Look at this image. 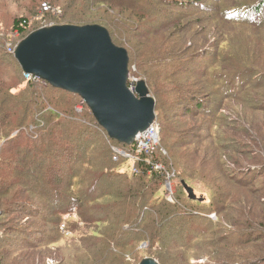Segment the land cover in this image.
<instances>
[{"label":"rangeland","instance_id":"1","mask_svg":"<svg viewBox=\"0 0 264 264\" xmlns=\"http://www.w3.org/2000/svg\"><path fill=\"white\" fill-rule=\"evenodd\" d=\"M83 1L51 0L50 7L42 0H0V50H3L0 51V67L10 66V60L4 59L5 53L14 55L24 40V36L13 30L15 19L29 21V35L56 23H65L73 12L87 7ZM194 1L165 0L171 20L162 27L160 37L167 40L174 50L172 53L177 50L173 46L183 50L181 57L170 53L176 62L145 60L143 44L148 34L142 32L141 38L136 39L141 45L137 51L140 57L129 63L136 64L145 79L148 69L141 64H184L191 72L173 77L181 79L184 92H200L208 86L200 100L189 102V106L181 101L172 112L165 114L173 130L162 128L166 134L173 131L175 141L167 143L161 133L160 145L165 148L168 161L166 169L173 176L171 184L176 189L177 174L180 176L178 182L186 170L192 174V186L198 199L193 207L194 216L180 225L178 234L172 232L171 239L155 246L150 242L135 245L133 236H119L115 228L119 218L89 230L80 222L76 208L60 196L66 187L64 178L70 173L69 168L64 169L61 162L52 158L37 169V178L32 180L41 182L45 176V180L52 183L49 188L55 192L48 193L45 189V193L39 195L41 189L36 184L29 190L14 184L8 194H0V264H89L94 257L104 258L99 264H111L110 259L115 262L113 264H139L145 258H152L150 255L166 264H264V19L252 24L261 27L259 30L248 24L235 25L236 12L232 11L239 5L247 9L262 5L261 15L253 13L239 17L243 21L257 16L264 18V0H227L232 10L217 9L223 0L210 4L206 0L202 7L193 5ZM45 4L48 10L44 9ZM104 4L108 11L101 7L86 16L81 13L84 17L81 22L104 20L115 28V16L120 10L114 3ZM154 40L152 37L149 46ZM136 65L130 67L132 72L137 69ZM171 71L166 68V73L157 74L162 77L161 81L168 82ZM207 72L229 76L232 81L210 87V81L206 85L203 78ZM233 76H237L236 79ZM134 79L130 80L131 84L137 80ZM131 84L128 82L129 86ZM200 106L204 108L200 110ZM55 133H59L57 127ZM93 136L87 144L89 149L82 150L88 152L87 157L106 149L103 134ZM170 143L175 148L173 154H169L167 148ZM0 149V164L4 169L0 176L6 178L11 171L19 173L16 166L7 165L11 159L5 148ZM82 152L80 149L78 154ZM131 163L127 160L120 163L118 170L132 171ZM90 167L80 164L75 173L81 176L85 170H92ZM161 193L164 198L163 190ZM54 195L60 200L51 199ZM117 212L120 214L121 209ZM110 232L115 233L114 237L119 236V248L116 252L115 249L102 252L100 248L105 241L113 240L108 237ZM89 235L98 241L89 240ZM167 246L169 249L176 247L179 255L169 252Z\"/></svg>","mask_w":264,"mask_h":264},{"label":"trees","instance_id":"2","mask_svg":"<svg viewBox=\"0 0 264 264\" xmlns=\"http://www.w3.org/2000/svg\"><path fill=\"white\" fill-rule=\"evenodd\" d=\"M42 1H46L52 7V4L49 3L51 0ZM205 1L195 0L193 5L198 4L202 7ZM207 1L209 4L214 2V0ZM226 2L227 0H223L221 4H218L217 9L226 10L228 8L232 10ZM82 3L87 4V7L83 10H76L78 13L73 12L65 23H56L53 26L98 25L104 27L109 32L114 45L124 48L128 52L129 63H131V60L133 62V58L140 57L137 51L141 45L136 39L141 38L142 32H145L148 34L146 36L147 41L143 44L146 53L142 56L145 57V60L150 63L166 62V60L176 62L170 54L173 49L168 45L165 38L160 37L162 27L168 25L167 21L171 20V17L167 15L171 12L165 6V0H84ZM104 3H114L116 8L120 10L118 11L119 14L115 16V28L105 23L104 20L81 22L83 16L96 8L101 9L103 7L101 10L108 11V7ZM261 6L247 9L246 6L239 5L232 10L236 12L233 23L243 26L248 24L255 30L261 29V27L252 26L259 19H264L258 17L261 15ZM242 9L250 12L247 13ZM195 13L198 12L195 11ZM231 13L234 14V12ZM253 13H257L258 16L249 19V21H243L239 17L249 16ZM29 29V21L26 18L14 20L13 30L18 31L22 37L24 36V39L30 35H27ZM152 37L155 38V43L149 46ZM161 46H163V49ZM165 46L168 49H165ZM173 48H177L175 50L176 54L172 53L176 57L183 55L180 46H173ZM0 51L3 52V50ZM4 59H9L11 64L9 67L6 65L0 67V147L5 148V153L11 159L10 164L6 162L3 164L16 166V171L19 170V173L15 174L11 171L6 178L0 176V194H8L14 188V184L21 185L26 190H29L33 186L32 184H36L41 189L39 195L45 193L46 190L48 193L55 192V189L49 188L52 183L50 180L46 181L45 176L41 182L32 180L37 178L39 172L37 169L53 158L61 162L64 169L69 168L70 170V173L64 178L66 187H64V192H61L60 196L76 208V213L80 216V222L87 229L92 230L94 227L105 225L119 218L115 221V228L119 232V236H133L132 241L135 245L150 242L153 246L162 240L171 239L172 232L174 235L178 234L181 228L180 225H183L188 217L194 216L195 210H193V207L196 200L189 198L183 186V183H185L195 192V188L192 186V174L190 175L186 170L184 176H182L183 180H181V177L180 182H178L179 174L176 175L174 179L177 181L175 203H168L161 193L165 175L154 170L156 163L163 165L165 169L168 165L167 156L163 154L165 148L162 144L155 148L153 152L141 156L139 162L135 164V172L131 170L119 171L117 166L120 163H126V160L120 159L115 162L111 147L113 145L120 146L123 149H129L130 147L111 140L81 99L79 98V102L77 101L79 96L53 88L44 81L26 80L24 72L13 54L5 53ZM133 65L136 64H129L130 76L146 83L150 96L156 102V119L160 124L165 141L167 143L175 141L176 137L173 131L166 134L162 128V126H165V129L173 130L172 125L168 122V116H165V114L172 112V108L181 101L186 102V106H189V102L193 103L200 100L201 95L205 93L208 86L207 88H201L200 92L196 91L188 94L184 92L181 79H173L176 75H187L191 72L186 69L184 64H141L148 69V78L146 79L140 73L137 65L134 72L130 70ZM11 66H13L12 69ZM166 68L172 69L169 74L171 80L168 82L161 81L162 77L157 74V72L166 73ZM233 77L236 79L237 76ZM203 78L206 85L210 81V87L218 85L220 87L223 83L226 85L228 81H232L229 76L223 77L221 74H214L213 72H207ZM218 78H220L219 83ZM129 84H131L130 81ZM80 106L81 110L79 111ZM203 108L204 106L199 107L200 110ZM55 127L59 132L57 134L55 133ZM16 132L17 134L13 136ZM96 133L103 134L106 149L103 148V151L87 157L88 152L85 151L89 149L87 146L88 141ZM7 139V142H3ZM171 146V143L167 144L169 154L174 153L173 149L175 148ZM80 149L81 152L82 150L85 151L78 154ZM25 162L29 163L26 165ZM80 164L84 167L91 165L92 170H85L83 175L77 176L75 171ZM1 172H4V169L1 168L0 164V175ZM51 199L57 201L60 200V197L54 195ZM118 209H121L120 214L117 212ZM114 212L117 215L112 216ZM114 235V232L109 233L108 237L113 240L109 238L105 241L100 248L102 252H114V249L115 252L117 251L119 236L116 235V237L118 236L116 238ZM88 239L98 241V238H91L90 235ZM127 245L126 243V248ZM164 245L166 247L165 242ZM169 246H167L169 252L179 255L176 247L169 249ZM150 256L157 260L159 264H166L159 257ZM101 260L104 261V258L94 257L92 260L90 259L89 264H99ZM110 262L111 264L115 263L111 259Z\"/></svg>","mask_w":264,"mask_h":264},{"label":"water","instance_id":"3","mask_svg":"<svg viewBox=\"0 0 264 264\" xmlns=\"http://www.w3.org/2000/svg\"><path fill=\"white\" fill-rule=\"evenodd\" d=\"M14 57L25 74L79 96L108 137L120 144H132L156 119V102L146 83L136 80L128 85V52L114 45L104 27L64 25L37 30L18 45ZM183 186L189 198L196 200L194 190ZM139 264L159 262L145 258Z\"/></svg>","mask_w":264,"mask_h":264},{"label":"built area","instance_id":"4","mask_svg":"<svg viewBox=\"0 0 264 264\" xmlns=\"http://www.w3.org/2000/svg\"><path fill=\"white\" fill-rule=\"evenodd\" d=\"M44 9L48 10L46 4L44 5ZM10 51L11 53H14L15 49ZM24 77L26 80H32L37 82L42 81L33 75H27L25 73ZM133 88L134 86L132 85L131 89L133 90ZM160 135L161 127L160 124L157 122V119H155L154 122L145 131L139 133L135 137L132 144L126 145L130 147L129 149H123L120 146L113 145L111 147V150L113 152V160L115 162H118L120 159L131 161L132 171L135 172V164L139 162L141 156L143 154H149L153 152L154 149L160 145ZM165 153L166 152L163 151V154ZM154 170L157 172L164 173L165 180L162 185L163 195L167 198V201L169 203L174 204L176 189L170 182V180H172L173 178L172 174L169 171H166L164 166L159 163H156L154 165Z\"/></svg>","mask_w":264,"mask_h":264},{"label":"bare ground","instance_id":"5","mask_svg":"<svg viewBox=\"0 0 264 264\" xmlns=\"http://www.w3.org/2000/svg\"><path fill=\"white\" fill-rule=\"evenodd\" d=\"M131 77V76H130ZM130 80H132V77H131V79Z\"/></svg>","mask_w":264,"mask_h":264}]
</instances>
